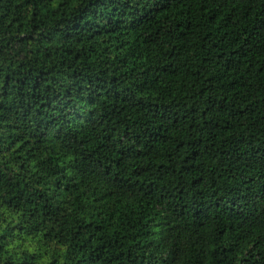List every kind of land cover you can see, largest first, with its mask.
I'll list each match as a JSON object with an SVG mask.
<instances>
[{
    "label": "trees",
    "instance_id": "16d2710c",
    "mask_svg": "<svg viewBox=\"0 0 264 264\" xmlns=\"http://www.w3.org/2000/svg\"><path fill=\"white\" fill-rule=\"evenodd\" d=\"M0 264H264V0H0Z\"/></svg>",
    "mask_w": 264,
    "mask_h": 264
},
{
    "label": "clouds",
    "instance_id": "9594fccd",
    "mask_svg": "<svg viewBox=\"0 0 264 264\" xmlns=\"http://www.w3.org/2000/svg\"><path fill=\"white\" fill-rule=\"evenodd\" d=\"M60 2V0H53V3L55 4V3H59ZM73 2L75 3L76 2V0H73Z\"/></svg>",
    "mask_w": 264,
    "mask_h": 264
}]
</instances>
